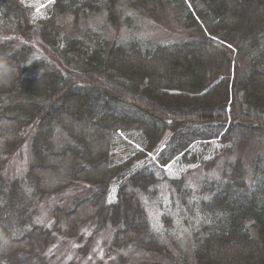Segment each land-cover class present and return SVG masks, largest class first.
<instances>
[{"label":"trees","instance_id":"16d2710c","mask_svg":"<svg viewBox=\"0 0 264 264\" xmlns=\"http://www.w3.org/2000/svg\"><path fill=\"white\" fill-rule=\"evenodd\" d=\"M168 7L196 37L141 31L135 13ZM25 143L27 173L4 176ZM178 157L207 174L169 176ZM78 183L36 221L35 199ZM89 231L155 264H264V0H54L38 18L0 0V264H77L57 250Z\"/></svg>","mask_w":264,"mask_h":264},{"label":"rangeland","instance_id":"374dc122","mask_svg":"<svg viewBox=\"0 0 264 264\" xmlns=\"http://www.w3.org/2000/svg\"><path fill=\"white\" fill-rule=\"evenodd\" d=\"M21 1L29 8L31 11V16L33 18H38L46 16L49 13V9L54 0H51V2L50 0ZM135 15L137 20H139L141 23V31L147 36H151L155 39L172 40L197 36V34L193 33L192 31L184 29L182 21L180 20V11L178 9L173 10L170 7L164 10L156 9V14L154 17H151L150 15L145 16L142 13H138V15L135 13ZM121 19L123 21V18ZM102 21L103 17L93 16L85 22L99 23ZM122 21L120 20V23L116 27L106 25L107 33L118 38L123 37L126 33V29L125 24ZM243 61L244 60L242 59V65ZM131 134V136L129 135L130 137L125 136V138L128 137L131 146L135 148H142L144 141L143 134L140 131H134ZM163 143L164 141L161 143V145H163ZM194 146L196 150L205 154V158H212L214 152L220 151L221 148H223V144L217 140H212L201 144L198 142ZM248 153L250 154L249 150L245 148V151L242 152L240 156L246 160L249 156ZM226 157L231 159L234 156L230 155ZM29 161L30 152L29 148L27 147V143H25L18 156L12 159L5 167L3 171L4 176L9 178L11 176L15 177L17 175L24 176L28 171L27 168L30 163ZM246 162H248V160H246ZM164 168L169 176H185V178L190 183H195L194 179L196 177L207 174L202 169H199L200 167L197 164H185L180 157L170 162ZM191 169L192 171H190ZM216 173L217 171L214 169L208 172V175L214 177L217 175ZM90 190L91 188H89V185L78 183L58 194L46 195L39 201L35 199L33 202V210H36V212L33 213L34 218L36 221L42 224H50V220H52L51 211L53 210V207L65 205L67 203L69 205L75 196L77 198L84 197L90 194ZM116 190L117 185H113L111 198H114ZM107 234L95 235L92 233V231H89L88 235L85 236V239H82V242L76 243L71 240L66 241L64 245L59 247V250H57V252L60 253L58 258H63V260L74 259L77 264H155L156 262L162 261L164 259L157 254L146 255V258H138L137 256H133L134 254H129L125 251L122 253L124 257H122L120 254H109L106 251V245L108 246V242H106V236H108ZM105 242L106 245L104 244ZM80 246L86 249V253H82L78 250Z\"/></svg>","mask_w":264,"mask_h":264},{"label":"snow or ice","instance_id":"6c2138e0","mask_svg":"<svg viewBox=\"0 0 264 264\" xmlns=\"http://www.w3.org/2000/svg\"><path fill=\"white\" fill-rule=\"evenodd\" d=\"M50 2H51V0H50Z\"/></svg>","mask_w":264,"mask_h":264}]
</instances>
